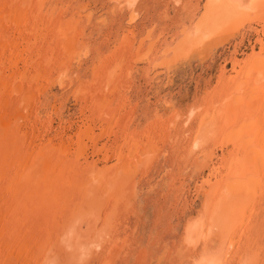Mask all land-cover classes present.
I'll return each instance as SVG.
<instances>
[{
    "label": "rangeland",
    "instance_id": "rangeland-1",
    "mask_svg": "<svg viewBox=\"0 0 264 264\" xmlns=\"http://www.w3.org/2000/svg\"><path fill=\"white\" fill-rule=\"evenodd\" d=\"M18 1L0 0V40L3 41L0 52L6 49L7 55L22 53L24 62L20 66L25 68L33 60L35 66H28L24 77L21 73L20 85L24 84L25 88L18 85L13 90L7 82L5 89L9 95L3 93L0 97V157L8 155L4 158L7 161L0 158V176L3 178L1 173H5L2 182L5 189L10 180L16 189V184L25 188L20 195L25 199L24 203H17L22 205H17L18 208L30 222L41 221L35 224L36 227L40 228L42 222L49 223L48 229L53 232L48 242H44L42 254L40 251L31 254L26 250L32 255L25 258L26 261L31 259L27 264H196L207 254L215 257L217 264H264V176L255 172L256 162L253 159L249 165L246 157L237 160L231 145L222 148L221 139L227 137V131H219L218 137L201 147L202 151L190 147L199 135L202 110L212 102L210 94L218 91L219 97L225 96L221 89L226 87L221 88L220 81L232 74L234 63L245 62L253 50L261 48L256 31L260 26L243 27L227 41L214 46L205 58L197 52L184 58L176 57L172 49L205 16L209 0H138L132 8L117 0H30L28 10ZM241 1L246 3L248 0ZM19 18L22 29L16 33L11 22L19 21ZM62 30L66 36L62 35ZM70 36L75 45L72 58L63 49ZM46 48L50 54L55 50L49 62H46ZM64 59L68 61V71L62 80L64 84L56 81L51 86L49 80L37 79L45 69H50L56 78L61 68L58 62ZM52 63L55 65L51 67ZM6 65L2 63L1 68L8 78L11 73ZM248 81L246 85L230 84V95L236 92L238 95L234 97H238L233 101L234 106L242 102L240 95L243 98L242 94L254 80ZM245 88L246 92H243ZM255 88L247 101L243 98L244 105L235 106L228 118L237 119L233 126L239 130H250V127L255 130L260 126L256 135L264 137V115L257 113L253 98L261 93V88L259 92ZM13 92L24 97L18 96L14 104L6 106V99L9 101ZM258 119L259 123L255 122ZM91 126L93 131L86 129ZM15 140L19 144H14ZM131 148L135 154L134 163L132 160L125 162L134 167L126 168L121 159ZM147 151L152 152L148 155ZM138 154L143 155L138 158ZM36 158L42 162L40 168L34 163ZM246 164L252 167L249 171ZM91 165L96 168L91 170ZM18 166L20 172L16 169ZM245 168L247 173L244 175ZM32 170L37 172L25 179L22 174L32 173ZM213 171L219 177L212 176ZM224 172L227 175L231 172L243 174L240 184L244 183L248 192L238 206L230 208L234 216L237 215L235 229L230 231L217 226L210 230L206 207L211 200L215 203L224 198ZM215 178H218L217 182L213 181ZM210 179L212 182L208 186ZM94 180L97 182L93 183ZM95 184L100 186L99 189H94ZM85 188L88 194L84 192ZM50 191L56 192L57 196ZM10 192L6 193L5 200L14 196ZM221 206L223 213H230L224 210L225 202ZM226 214L221 217L226 218ZM200 219L207 224L199 228L200 234H195L196 228H189V225ZM7 220L17 221L12 216ZM16 228L10 238L8 234L4 236L0 228V241L5 239L8 244L14 243V235H18ZM63 233L82 241L84 246L81 245L79 253L62 247L66 244L61 242ZM19 234L23 236L21 232ZM188 235L193 236L191 243ZM99 237L103 242L100 247L91 246L90 241ZM223 255L228 257L224 259Z\"/></svg>",
    "mask_w": 264,
    "mask_h": 264
},
{
    "label": "bare ground",
    "instance_id": "bare-ground-1",
    "mask_svg": "<svg viewBox=\"0 0 264 264\" xmlns=\"http://www.w3.org/2000/svg\"><path fill=\"white\" fill-rule=\"evenodd\" d=\"M15 1V0H14ZM29 1L30 0H19L18 2L20 3L21 7L24 8V9H29ZM35 1H38V0H35ZM40 1V0H39ZM119 3H121L122 5L126 4L128 6H130L132 8V6H134L138 0H117ZM208 2V1H207ZM31 5V3H30ZM207 5V4H206ZM204 13V12H203ZM202 14V13H201ZM200 14V15H201ZM201 17V16H200ZM15 20L17 19V17H15ZM22 19V18H21ZM15 20H12L11 24H14L15 27V31L16 33L21 31L20 27L21 26V22H20V18H19V21H15ZM26 20V19H25ZM25 22V21H24ZM8 23V22H7ZM194 23V22H193ZM10 24V23H9ZM195 24V23H194ZM25 25V24H24ZM245 26H248V27H256V26H262V28L260 27H256V31H257V35H258V40H259V45H262L261 48L259 50H253L252 53L249 54V57L247 59H245V62H239V63H234L233 66L231 67V69L233 70L232 71V74L229 76V77H224V80H219L220 81V84L219 86L222 88L226 87L225 89H221V91H224L225 92V96L223 97H219V92H212L209 97L212 98L210 101H212L210 104H206V107L202 110V113H201V121L199 120L200 122V125H199V132L196 137H195V140L192 141L191 143V148L194 150L196 148H201V147H205L206 145V142L209 140H211L212 138H215L217 136V133L219 131H227L229 132V134L227 135V137L225 139H221V145H222V148L224 149L225 147H227L228 145H231L232 146V154L234 153L235 157L237 160L239 161H242V159H249V160H245V161H248V164L249 162L252 163L253 162V159H254V162L255 163V166L257 167V170H255V172L257 171L260 176H264V137H262V135H256V132L257 130H261L259 127L258 129H251L250 127V130H239L240 128H237V127H234L233 124H235L236 120L235 117H230L228 118V116L231 115V112H233L235 110V106H239L241 107L240 104H243L247 101L246 99L250 98V93H253V89L254 87L256 86L255 89H257V91L259 92L260 88H261V93H257V96H252L254 98V100L256 101V105H257V113H261L264 115V0H248L246 3H243L241 0H209L208 2V6H207V10H206V13H205V16L201 18L200 21H197V23L194 25L193 29L191 31H188L186 36H184L182 39H180L177 43H175L172 51H175V56L176 57H184V58H188L191 56V54H194V52H197L199 53L200 55H202L203 58L209 56V54L212 52V49L214 46H217L218 44H221L225 41H227L230 37L234 36L235 34H237L241 29H243V27ZM8 27V26H7ZM14 29L12 32H14ZM187 30V29H185ZM246 30V29H245ZM63 31V30H62ZM4 32V31H3ZM20 33V32H19ZM49 33V32H48ZM65 30L62 32V35H65ZM22 34V33H21ZM15 35V34H14ZM35 35V34H34ZM48 36V35H47ZM66 36V35H65ZM16 39V37H13ZM19 39V38H18ZM241 39V37H240ZM13 40V39H12ZM263 40V41H262ZM177 41V40H176ZM241 41V40H240ZM2 42L0 40V45H2ZM12 42V41H11ZM10 42V43H11ZM29 42V41H27ZM64 42V41H63ZM9 43V44H10ZM15 43V42H14ZM13 44V43H12ZM17 45V44H16ZM33 45V44H32ZM34 46V45H33ZM256 46V45H255ZM254 46V47H255ZM10 47V46H9ZM46 47V46H45ZM75 47L74 45V38H72L71 36L68 38V40L66 42H64V45H63V49H65L64 52H66V55H70V57L72 58V53H73V48ZM14 48H17V47H14ZM28 49V47L26 48ZM45 49V48H44ZM6 50V49H5ZM5 50H2V52H0V97H2L4 94H6L7 96L9 95V93L7 92L8 89H5V84L7 85V82H9V84L7 85L9 88L12 86V89L14 90L15 88L22 86L24 87V84H21V80L19 79L21 77V73H22V76L24 77V73H25V70L28 68V66L30 67L31 65L32 66H35L34 65V60H33V63H30V65H28L27 67L23 68V65L20 66V63L24 62V59H23V56H22V53L21 55H14L13 53L7 55L6 54V51ZM12 50V48H11ZM15 51V50H14ZM26 51V50H25ZM45 51V50H44ZM52 52L55 50H51ZM77 51V50H76ZM22 52V51H21ZM24 52V51H23ZM28 52V51H26ZM40 52V51H39ZM51 52V54H52ZM71 53V54H70ZM50 52H48V49L46 48V52H45V57H46V62H49L50 58L53 57V54L51 56ZM198 54V55H199ZM67 55V56H68ZM42 57V56H41ZM6 58V62H7V65H6V62H4V59ZM39 58V57H38ZM44 59V58H43ZM57 59V58H56ZM63 59V58H62ZM66 59V58H65ZM64 60H62V62H58V64L60 65V69L57 71L56 73V78L53 75V73H51L50 69H45L46 71L45 72H41L43 73V75H41L39 78L37 79H42V80H45V82L47 80H49V83L51 84H55L56 81L60 82V84H64V81L63 80V75H65V73L68 71V61L66 62ZM177 59V58H176ZM30 60V59H28ZM39 60V59H38ZM45 61V60H44ZM53 61V60H52ZM55 61V60H54ZM53 61V62H54ZM61 61V60H60ZM65 61V62H64ZM167 61V60H166ZM170 62V60L168 61ZM2 63H4L7 67V68H4L5 71L6 69L10 71V75H8V78L7 75L5 74L4 75V70H2L1 66H2ZM56 63V61H55ZM55 63H52L51 64V67L55 65ZM40 67H41V64H40ZM49 67V66H48ZM57 67V66H56ZM46 68V67H45ZM24 70V71H23ZM28 70V69H27ZM28 72V71H27ZM17 73H20V75L17 77ZM101 73V72H100ZM235 73V74H234ZM96 75V74H95ZM226 75V74H225ZM233 75V76H232ZM68 76V75H66ZM65 76V77H66ZM17 77V78H16ZM34 77V76H33ZM37 77V76H36ZM35 77V78H36ZM26 78V77H25ZM114 78V77H113ZM23 79V78H21ZM33 79V78H32ZM31 79V80H32ZM68 79V77H67ZM254 80L253 83L251 85H249L248 89H247V92H246V88L243 90V92H246L245 94H242L243 95V98L244 100H246L244 103L243 102V98L241 97L240 95V98L239 100H241L242 102L238 104H236L235 106L233 105V101L236 100L237 98L234 99L235 96H238L236 95V93H233L230 95V84H233V85H239L240 84H243V85H246V83H248L249 81L248 80ZM102 80V79H101ZM30 81V80H29ZM33 81V80H32ZM31 81V82H32ZM37 81V80H36ZM40 80H38V83H39ZM248 81V82H246ZM28 83V80L26 82V84ZM44 83V82H43ZM250 84V83H249ZM36 87V86H35ZM25 88V87H24ZM238 88V87H237ZM234 89V88H233ZM243 89V88H242ZM18 90V89H17ZM20 90H22L20 88ZM32 90V89H31ZM36 90V89H35ZM108 90V88H107ZM216 90V89H215ZM232 90V89H231ZM11 91V90H10ZM30 91V90H29ZM114 91V90H113ZM240 91V90H238ZM242 91V90H241ZM12 92V91H11ZM10 92V93H11ZM26 92V91H25ZM33 92V91H32ZM36 92V91H35ZM81 92V91H80ZM223 92V94H224ZM232 92V91H231ZM242 92V93H243ZM4 93V94H3ZM20 94V92L18 93ZM30 94V93H29ZM33 94V93H32ZM80 94V93H79ZM86 94V93H85ZM259 94V96H258ZM2 95V96H1ZM11 95V94H10ZM28 95V94H27ZM26 95V96H27ZM41 95V94H40ZM222 95V94H221ZM19 95H17L16 92H13L12 95H11V98L10 100L8 101V99H6L7 97H5L6 101H5V105L7 106L10 105V104H14V100L16 99V97H18ZM25 96V98H26ZM78 96V95H77ZM81 97V95H79ZM88 96V95H87ZM94 96V95H93ZM10 97V96H9ZM21 97V95L19 96ZM18 97V98H19ZM24 97V96H23ZM21 97V98H23ZM91 97V96H90ZM4 98V97H3ZM89 98V97H88ZM252 98V100H253ZM18 100V99H17ZM28 100V99H27ZM30 100V99H29ZM34 100V98H33ZM95 100V99H94ZM238 100V99H237ZM2 101V100H1ZM9 102V103H8ZM23 102V101H22ZM25 102V101H24ZM36 102V101H35ZM34 102V104H35ZM209 102V101H207ZM206 102V103H207ZM235 102V101H234ZM1 103V102H0ZM19 103V102H17ZM33 103V102H32ZM95 103V102H94ZM238 103V102H237ZM3 104V105H4ZM29 104V103H28ZM27 104V105H28ZM31 104V103H30ZM252 104V103H251ZM1 105V104H0ZM2 105V106H3ZM4 106V107H6ZM16 106V105H15ZM19 106V105H18ZM32 106V105H31ZM30 106V108H31ZM20 107V106H19ZM244 107V106H243ZM251 107V106H250ZM253 107V106H252ZM1 108V107H0ZM7 108V107H6ZM27 108V107H26ZM2 109V108H1ZM198 109V108H197ZM255 109V107H254ZM255 109V110H256ZM16 110V109H15ZM29 110V109H28ZM247 110V109H245ZM1 111V110H0ZM84 111V110H83ZM243 111V110H242ZM241 111V113H242ZM29 112V111H28ZM31 112V111H30ZM249 112V111H248ZM25 113V112H24ZM23 113V114H24ZM192 113V112H191ZM245 113V111H244ZM251 113V112H250ZM22 114V115H23ZM245 114L248 115V113L246 112ZM26 115V114H25ZM239 115V114H238ZM237 115V116H238ZM241 115V114H240ZM239 115V116H240ZM260 115V114H259ZM15 118H16V115L14 114ZM28 116V114H27ZM104 116V114H103ZM106 116V115H105ZM242 116V115H241ZM262 116V115H261ZM3 117V116H2ZM109 117V116H108ZM252 117V116H251ZM260 117V116H259ZM25 118V117H24ZM243 118V117H242ZM29 119V118H28ZM233 120V122L230 120ZM245 119V118H244ZM254 119V117H253ZM16 120V119H15ZM243 120V119H242ZM246 120H249V119H246ZM255 120V119H254ZM259 120L258 121L256 120L255 122L259 123ZM21 121V120H20ZM245 121V120H244ZM31 122V121H30ZM254 122V124H255ZM2 123V122H1ZM1 123H0V127L1 126ZM15 123V122H14ZM256 123V124H257ZM263 123V122H261ZM17 124V123H16ZM252 123V125H254ZM264 124V123H263ZM262 124V125H263ZM5 125V124H4ZM241 126L243 124H240ZM251 125V126H252ZM259 125V124H257ZM257 125H255L257 127ZM17 126V125H16ZM32 126V125H31ZM254 126V127H255ZM4 127H7L6 125ZM3 127V128H4ZM15 127V125H14ZM112 127V126H111ZM244 127V126H243ZM16 128V127H15ZM14 128V130H15ZM33 128V127H31ZM35 128V127H34ZM247 128V127H246ZM10 129V127H9ZM86 129L88 130H91L93 131V128L92 126L91 127H87ZM264 130V129H262ZM31 131H34V130H31ZM204 131V132H203ZM5 132V131H4ZM7 132V131H6ZM11 132V131H9ZM23 132V131H22ZM21 132V133H22ZM89 132V131H88ZM260 132V131H259ZM3 133V132H1ZM92 133V132H91ZM195 133V131H194ZM203 133V134H202ZM220 133V132H219ZM263 133V132H262ZM25 134V133H24ZM34 134V133H33ZM103 134V132H102ZM193 133H191L192 135ZM4 135V134H3ZM2 135V136H3ZM26 135V134H25ZM94 135V134H93ZM104 135V134H103ZM196 135V133H195ZM203 135V136H202ZM222 135V134H221ZM256 135V137H255ZM1 136V135H0ZM98 136V135H97ZM11 137V136H10ZM22 137V136H21ZM192 137V136H191ZM218 137V136H217ZM3 138V137H2ZM8 138V137H7ZM15 138V137H14ZM96 138V137H95ZM1 139V138H0ZM16 139V138H15ZM19 139V138H17ZM23 139V138H22ZM190 139V138H189ZM193 139V138H192ZM51 140V139H50ZM217 140V139H216ZM16 142H13L14 144H19L18 140H15ZM29 141V140H28ZM10 142V141H9ZM31 142V141H30ZM30 142H28L30 144ZM54 142V141H53ZM65 142V141H64ZM84 142V141H83ZM124 142H126L125 144H128V140H125ZM207 142V143H208ZM50 143V142H49ZM94 143V142H93ZM26 144V143H25ZM36 144V143H35ZM50 145H52L50 143ZM71 145V144H70ZM209 145V144H208ZM7 146V145H6ZM9 148H10V144H8ZM36 146V145H35ZM43 146V145H42ZM41 146V147H42ZM49 146V145H48ZM47 146V147H48ZM128 146V145H127ZM212 146V145H211ZM215 146V145H214ZM18 147V146H17ZM28 147V145H27ZM46 147V146H45ZM97 148V146H95ZM210 147V146H208ZM230 147V146H229ZM8 148V147H6ZM9 148L7 150H9ZM21 148V147H19ZM38 148V147H37ZM44 148V147H43ZM52 148V147H51ZM57 148V147H56ZM158 148V147H157ZM1 149V147H0ZM3 149V148H2ZM58 149V148H57ZM70 149V148H69ZM116 149V148H114ZM129 149V148H127ZM191 149V150H192ZM198 149V150H199ZM231 149V148H230ZM236 149V150H235ZM38 150V149H37ZM49 150V148H48ZM100 150V149H99ZM103 150V149H102ZM206 150H210L209 149H206ZM228 150V149H227ZM60 151V150H59ZM86 151V150H85ZM117 151V150H116ZM119 151V150H118ZM133 148L130 149V151L126 153V155L123 157V159H121L123 162H124V165H126V168L128 167H131L133 168L134 166H132V164L130 165H127V163L125 162V160L127 161H130L132 160V162L134 163L133 161V158H134V152H133ZM201 151H202V148H201ZM50 152V151H49ZM84 152V151H83ZM106 152V151H105ZM148 152V151H147ZM152 152V151H151ZM151 152H148V155H150ZM229 152V151H228ZM25 153V152H24ZM79 153V152H78ZM108 153V152H107ZM114 153V152H113ZM122 153V152H121ZM139 153V152H138ZM205 153V152H204ZM45 155V153H43ZM84 154V153H83ZM147 154V153H146ZM145 154V155H146ZM206 154V153H205ZM210 154V153H209ZM25 155V154H24ZM35 155V154H34ZM41 155V154H40ZM54 155V154H53ZM118 155L121 156V154L118 153ZM139 155H143V154H138V158H139ZM144 155V156H145ZM233 155V156H234ZM5 156V154H4ZM8 156V155H7ZM6 156V157H7ZM21 156V155H20ZM156 156V155H154ZM229 156V155H228ZM232 156V157H233ZM6 157H2L1 155V161L5 160L4 158ZM13 157V156H12ZM26 157V156H25ZM36 157V156H35ZM34 157V158H35ZM47 157V156H46ZM50 157V155H49ZM142 159H144V157L140 156ZM146 157V156H145ZM204 157V156H203ZM234 157V158H235ZM3 158V159H2ZM10 158V157H9ZM30 158V157H29ZM137 158V157H136ZM135 158V159H136ZM147 158V157H146ZM14 159V158H13ZM12 159V160H13ZM40 159V157H39ZM43 159V158H42ZM53 159V158H52ZM233 159V158H232ZM8 159H6L5 161H7ZM11 160V158H10ZM41 160V159H40ZM48 160V159H47ZM59 160H60V156H59ZM73 160V158H72ZM139 160V159H138ZM235 160V159H234ZM51 160L49 159V162ZM53 161V160H52ZM14 162V161H13ZM20 162V161H19ZM18 162V164H20ZM31 162V161H30ZM40 162V161H39ZM38 162V159H34V163L36 164V166L38 168H40V164L42 163H39ZM55 162V160H54ZM57 162V161H56ZM96 162V161H95ZM139 162V161H138ZM244 162V161H243ZM59 163V162H57ZM222 163V162H221ZM239 163V162H238ZM237 163V165H238ZM32 164V163H31ZM30 164V165H31ZM62 164V163H60ZM235 164V163H233ZM241 164V163H240ZM239 164V165H240ZM245 164V163H244ZM12 165V164H11ZM121 165V164H120ZM247 165V164H246ZM250 165V164H249ZM249 165H247V169L248 171L252 168L250 167L249 168ZM21 166V165H20ZM76 166H79V165H76ZM223 166V165H222ZM254 166V164H253ZM8 167V166H7ZM22 167V166H21ZM25 167V166H23ZM221 167V166H220ZM14 168V166H13ZM18 168V171H19V166L16 167V169ZM64 168V167H63ZM96 168V165L95 166H90V169H95ZM229 168V167H228ZM231 168V167H230ZM229 168V169H230ZM241 168V167H240ZM246 168L243 170L244 172V175L247 173V170ZM8 169V168H7ZM5 169V170H7ZM22 171L24 170V168H21ZM35 169V168H34ZM228 169V170H229ZM26 170V169H25ZM53 170V169H51ZM97 170V169H96ZM96 170L92 171V172H96ZM126 170V169H125ZM14 171V169H13ZM21 171V172H22ZM54 171V170H53ZM79 171V170H78ZM122 171V170H121ZM233 171V169H232ZM236 171H238L236 169ZM253 171V170H252ZM1 172V171H0ZM4 172V171H3ZM15 172V171H14ZM20 172V171H19ZM35 173L37 172V170L34 171ZM32 170V173L31 171H28V172H25L23 173L22 175H25V179H28V176L30 174H35ZM64 172V170H63ZM137 172V171H136ZM220 172V170H219ZM242 172V171H241ZM256 172V173H257ZM11 173V172H10ZM9 173V174H10ZM40 173V172H39ZM212 176L216 174L215 171L211 172ZM218 173V172H217ZM226 173V175H224L225 177L222 179V182H225L223 183L224 184V191H223V201L222 200H219V202H212L213 200H209V205H207L206 207V218H207V221L209 223V227H210V230L213 229L214 227H222L224 228L225 230H230L233 229L234 227H236L238 224H237V219H236V216H234L233 212L230 211V208H234L236 206H238L241 202H242V199L244 198V196L247 194L248 191H246V188L244 186V183L240 184L242 178H243V174L240 175L239 173H235V172H231L230 174L227 175V172H224ZM3 175V178L0 176V189H1V198H0V220L1 223H0V228L3 230L2 233L3 235H7L8 234V237L10 238L11 235L10 233H13V231H15L14 229L17 230L16 227H18V235H14V243H11V244H8L5 239H3V243L0 241V264H27V263H31V259L28 261H26L27 259L25 258H28L30 256H32V252L35 253L36 251H40L41 249H43V244L44 242L47 241V239L49 240V238L53 235V232L48 229L50 228L48 226V224H45L44 222H42V226L39 228L38 226L36 227L35 224L37 223H41V221L37 220L36 223H33L32 221L30 222L28 220V217H26V214L24 213V211H21L20 208H18V206H22V205H18L17 203H24V200L23 198H21V194H23L25 192V188L20 185V184H16L17 188L16 189L14 186V183H12L10 180V184H7V186L9 187H6L7 189L4 188V185L2 184L3 182V179H5V173H1ZM46 174V173H45ZM219 174V173H218ZM223 174V173H222ZM15 175V174H14ZM42 175V174H41ZM52 175V174H51ZM56 175H57V172H56ZM110 175V174H109ZM31 176V175H30ZM58 176V175H57ZM56 176V177H57ZM96 176V175H95ZM216 176H218L216 174ZM55 177V178H56ZM80 177V176H79ZM209 177V176H208ZM211 177V176H210ZM209 177V178H210ZM219 177V176H218ZM253 178V175L251 176ZM9 178H6V180L8 179V182H9ZM41 178V177H40ZM60 178H64L63 177H60ZM15 179V177H14ZM66 179V178H65ZM64 181H67V179ZM96 179V178H95ZM207 179V178H206ZM218 179V178H217ZM217 179L215 178V180L213 181H216L217 182ZM264 179V178H263ZM49 180V179H48ZM47 180V181H48ZM52 180V179H51ZM98 180V179H97ZM208 180V179H207ZM212 179H210L208 182H207V185L210 186L211 185V181ZM247 180V179H245ZM46 181V179H45ZM59 181V180H58ZM69 181V180H68ZM96 180L93 181V183H96L95 182ZM101 181V180H100ZM99 181V182H100ZM257 181V180H256ZM16 182V181H15ZM19 183V181H17ZM26 182V181H24ZM30 182V181H29ZM28 182V183H29ZM35 182V181H34ZM43 182V181H42ZM243 182V181H242ZM247 182V181H246ZM254 182V181H253ZM258 182V181H257ZM264 182V181H263ZM47 183V182H46ZM56 183V182H55ZM60 183V182H58ZM57 183V184H58ZM103 184V182H100V184ZM124 183V181H123ZM251 183V182H250ZM255 183V182H254ZM261 183V182H260ZM89 184V183H87ZM86 184V185H87ZM99 184V185H100ZM246 184V183H245ZM253 184V183H252ZM257 184V183H255ZM59 185V184H58ZM221 185V184H220ZM251 185V184H250ZM261 185V184H260ZM29 186V185H27ZM39 186V185H38ZM37 186V187H38ZM62 186V185H61ZM64 186V185H63ZM89 186V185H87ZM93 186H96L94 189H99L98 187L100 186H97L96 184L93 185ZM109 186V184H108ZM218 186V185H217ZM26 187V186H25ZM44 187V186H43ZM57 187V185L55 186ZM65 187V186H64ZM85 187V186H84ZM251 187V186H250ZM60 188V187H59ZM79 188V186H78ZM209 188V187H208ZM41 191L43 190L42 188H40ZM44 189H46L44 187ZM89 189V188H88ZM92 189V188H91ZM121 189V188H119ZM212 189H214V187H212ZM259 189V188H258ZM257 189V190H258ZM11 190L10 194L11 195H14L13 197H11L10 199L8 200H5V196L6 193L8 194V191ZM47 190V189H46ZM57 190V188H56ZM61 190V189H60ZM80 190V189H79ZM33 191V190H32ZM35 191V189H34ZM33 191V193H34ZM49 191V189H48ZM81 191V190H80ZM90 192H93L91 190H89ZM213 191V190H211ZM210 191V192H211ZM221 191V190H219ZM252 191V190H251ZM254 191V190H253ZM27 192V191H26ZM52 192V191H50ZM60 192V191H59ZM86 192V188H85V191ZM53 194H57L56 192H52ZM61 193V192H60ZM63 193V192H62ZM87 193V192H86ZM116 193V192H115ZM114 193V194H115ZM222 193V192H220ZM262 193V192H261ZM46 194H48V192H46ZM59 194V193H58ZM88 194V193H87ZM113 194V195H114ZM214 194V192L212 193ZM216 194V192H215ZM218 194V193H217ZM216 194V195H217ZM19 195V196H18ZM43 195V194H42ZM95 195V194H94ZM221 195V194H220ZM257 195V194H256ZM255 195V197H256ZM31 196V195H30ZM39 196V195H38ZM50 196V195H49ZM57 196V195H56ZM66 196V195H65ZM87 196V195H86ZM247 196V195H246ZM248 196L249 193H248ZM252 196V195H251ZM258 196V195H257ZM45 197V196H44ZM62 197V196H61ZM253 197V196H252ZM43 198V197H42ZM50 198V197H49ZM73 198V197H72ZM89 198V197H87ZM214 198V197H213ZM217 198V197H216ZM222 198V197H221ZM229 198V200H228ZM51 199V198H50ZM248 199V197H247ZM251 199V198H250ZM4 200V202H3ZM43 200V199H41ZM40 200V201H41ZM47 200V199H46ZM45 200V201H46ZM49 200V199H48ZM89 200V199H88ZM92 200V199H91ZM95 200V199H94ZM32 201V200H31ZM51 201V200H50ZM222 201V202H221ZM251 201V200H250ZM49 202V201H48ZM47 202V203H48ZM207 202V203H208ZM212 202V203H211ZM224 202L226 203L227 207H223L224 210H227V213L229 214H226L223 213L224 211H222L221 209V205L224 204ZM89 203V202H88ZM28 204V202L26 203ZM38 204V203H37ZM53 204V203H52ZM252 204V203H251ZM18 205V206H17ZM42 205V204H41ZM54 205V204H53ZM36 206V205H35ZM34 206V207H35ZM93 206V205H91ZM89 206V207H91ZM244 206V205H243ZM43 207V206H42ZM80 207V206H79ZM36 208V207H35ZM44 208V207H43ZM42 208V209H43ZM245 208V207H244ZM40 209V208H39ZM45 209V208H44ZM43 209V210H44ZM64 209V208H63ZM221 209V210H219ZM30 210V209H29ZM47 210V209H46ZM237 210V209H236ZM27 211V209H26ZM33 211V210H31ZM39 211V210H38ZM45 211V210H44ZM67 211V210H66ZM229 211V212H228ZM238 211V210H237ZM242 211V210H241ZM34 212V211H33ZM41 213V212H40ZM63 213V211H62ZM34 214V213H33ZM80 214V213H79ZM223 214H226L228 215L226 218L224 217H221L223 216ZM243 214V213H242ZM17 215V216H16ZM37 215H38V212H37ZM47 215V214H46ZM16 217V220L17 221H12L9 222L7 219H9V217ZM32 216V215H31ZM54 216V215H53ZM57 216V214H56ZM82 216V215H81ZM225 216V215H224ZM39 218V216H37ZM72 218V217H71ZM78 218V217H77ZM224 218V219H223ZM14 219V218H13ZM41 219V218H40ZM48 219V218H47ZM52 219V218H51ZM63 219V218H61ZM69 219V218H68ZM75 219V218H74ZM15 220V219H14ZM45 220V219H44ZM70 220V219H69ZM68 220V221H69ZM73 220V219H72ZM240 220V219H238ZM8 221V222H6ZM67 221V223H68ZM112 221V220H111ZM15 222V223H14ZM65 222V221H64ZM39 223V224H40ZM71 224V221L69 222ZM13 224V225H12ZM69 224V225H70ZM207 223L206 222H203V219H200V221H194L193 223H191L189 225V228H196V231H195V234L198 233L200 234V230L199 228L202 226L204 227ZM65 225V224H64ZM67 225V224H66ZM67 225V226H69ZM74 225V224H73ZM48 226V227H47ZM208 226V225H207ZM70 227V226H69ZM68 227V229H69ZM64 228V227H62ZM72 228V227H71ZM70 228V229H71ZM76 228V227H75ZM74 228V229H75ZM218 229V228H217ZM235 229V228H234ZM75 231V230H74ZM223 231V230H222ZM19 232H21L23 234L22 237H20V234ZM70 232H73V230H71ZM205 233V231H203ZM221 232V231H220ZM234 232V230H233ZM17 233V232H16ZM76 233V231H75ZM78 233V232H77ZM204 233H201V234H204ZM223 233V232H222ZM232 233V232H231ZM236 233V232H235ZM15 234V233H14ZM59 234V233H58ZM62 234V233H61ZM73 233H71L72 235ZM224 234V233H223ZM227 234V233H226ZM194 235V233H193ZM206 235V234H205ZM231 235V234H230ZM19 236V237H18ZM63 236V237H62ZM100 236V235H99ZM189 236V242L191 243L192 242V238L193 236L191 237V235H188ZM13 237V236H12ZM197 237V236H196ZM206 237V236H205ZM235 237V236H234ZM60 238H61V242L63 240V242H65L66 244H62L61 246L64 247V249H70V251H74V252H78L80 251V248H82L84 245L82 243V241H78L77 240V237L74 238V236H70L69 234L68 235H60ZM86 238V237H85ZM96 238V237H95ZM208 238V237H207ZM196 239V238H195ZM194 239V241H195ZM232 239V238H231ZM52 240V239H51ZM50 240V241H51ZM102 240L99 239L94 241L91 240L90 241V245L91 246H96L97 248L100 247V242ZM104 241V240H103ZM8 242L10 243V240L8 239ZM48 242V241H47ZM62 242V243H63ZM89 243V241H87ZM54 243V242H53ZM103 243V242H101ZM196 243V242H195ZM52 244V243H51ZM46 245V244H45ZM48 245V244H47ZM81 245H83L81 247ZM89 245V244H88ZM231 245V243H230ZM233 245V244H232ZM68 247V248H67ZM72 247V248H71ZM89 247V246H88ZM46 248V247H45ZM87 248V247H86ZM89 248H92V247H89ZM58 249V248H57ZM100 249V248H99ZM233 249V248H232ZM26 250H30V253H27ZM83 250V249H81ZM86 250V249H85ZM95 250V249H94ZM43 251V250H42ZM47 251V248L46 250ZM89 251V250H88ZM73 252V253H74ZM90 252V251H89ZM41 253V251L39 252ZM46 253V252H45ZM91 253V252H90ZM207 253V251H206ZM209 253V251H208ZM232 253V252H231ZM36 254V253H35ZM42 254V253H41ZM72 255V253H70ZM75 254V253H74ZM229 254V252H228ZM34 255V254H33ZM46 255H48L46 253ZM69 255V253H68ZM205 255V254H204ZM38 256V255H37ZM224 256V259H226L228 257V255H226V258H225V255ZM222 256V257H223ZM36 257V255H35ZM47 257V256H45ZM218 257H220L218 255ZM34 258V257H32ZM38 258V257H37ZM217 258V257H216ZM46 259V258H45ZM218 259V258H217ZM221 259V258H220ZM223 259V260H224ZM52 259H50L51 261ZM56 260V259H55ZM222 260V259H221ZM37 261V260H35ZM43 261V260H42ZM220 261V260H219ZM41 262V261H40ZM56 262V261H55ZM195 262V261H194ZM197 263L196 264H217L216 262V259L215 257H211L209 256V254H207V256H202V258L198 261H196ZM37 263V262H36ZM222 263V262H221ZM43 264V263H42ZM46 264V263H45ZM48 264V263H47ZM52 264V263H51Z\"/></svg>",
    "mask_w": 264,
    "mask_h": 264
}]
</instances>
